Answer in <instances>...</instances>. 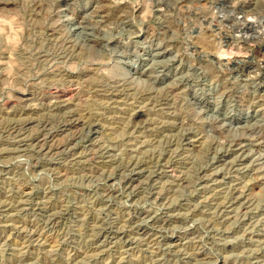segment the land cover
Wrapping results in <instances>:
<instances>
[{
  "label": "rangeland",
  "instance_id": "1",
  "mask_svg": "<svg viewBox=\"0 0 264 264\" xmlns=\"http://www.w3.org/2000/svg\"><path fill=\"white\" fill-rule=\"evenodd\" d=\"M0 264H264V0H0Z\"/></svg>",
  "mask_w": 264,
  "mask_h": 264
},
{
  "label": "bare ground",
  "instance_id": "2",
  "mask_svg": "<svg viewBox=\"0 0 264 264\" xmlns=\"http://www.w3.org/2000/svg\"><path fill=\"white\" fill-rule=\"evenodd\" d=\"M95 10H98L97 9V6H95ZM99 11V10H98ZM110 16V15H109ZM125 17V16H124ZM106 21V20H105ZM125 21V19L123 20ZM259 23V25H262L261 23L263 22V18L259 19L257 21ZM125 23V22H124ZM127 23V22H126ZM107 37V36H106ZM103 38V37H98L96 35L93 34V42H99V43H104L106 42V40L108 38ZM105 40V41H103ZM109 43V42H108ZM104 45V44H103ZM107 48V47H106ZM122 56V55H121ZM139 56V55H138ZM137 56V59L136 61H133V60H130V61H121L123 63H127L128 65H132V66H135L136 64L141 66L142 67H145L146 70L150 71V73H152L153 71H155L156 69H166V68H169V67H172V66H177V67H182V63L178 62L177 63V59H176V55H174V53H172V51L170 49H167V48H162L160 47L159 45L152 48V47H149L148 50H145L142 54H140V57L138 58ZM136 58V57H135ZM133 58V59H135ZM130 59V58H129ZM209 64V63H208ZM181 70V69H180ZM179 77V76H178ZM183 78V77H182ZM225 117V115H224ZM69 123V122H68ZM13 128V126H11ZM17 127V126H15ZM14 127V128H15ZM20 129V128H19ZM14 131V130H13ZM21 132V131H20ZM19 133V131H18ZM17 133V134H18ZM43 136V135H42ZM40 136V137H42ZM44 137V136H43ZM47 140V139H45ZM37 141H35V144H36ZM39 143V142H38ZM37 143V144H38ZM46 143V142H45ZM49 143V142H48ZM34 144V143H33ZM40 144V143H39ZM42 144V143H41ZM36 146V145H35ZM41 147V145H39ZM36 150V149H35ZM38 150V148H37ZM96 150V149H95ZM41 151V150H40ZM131 182V180L129 181ZM131 187H133L131 185ZM235 195V194H234ZM235 198V196H234ZM146 232V231H145ZM103 242V241H102ZM105 243V242H104ZM99 246V245H98Z\"/></svg>",
  "mask_w": 264,
  "mask_h": 264
}]
</instances>
